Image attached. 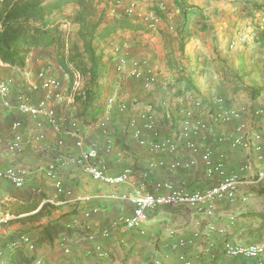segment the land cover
Returning a JSON list of instances; mask_svg holds the SVG:
<instances>
[{
    "label": "crops",
    "instance_id": "crops-1",
    "mask_svg": "<svg viewBox=\"0 0 264 264\" xmlns=\"http://www.w3.org/2000/svg\"><path fill=\"white\" fill-rule=\"evenodd\" d=\"M116 1L93 0L97 16H101L99 30L110 31L95 41L97 51L103 53L106 72L88 101L71 99L70 81L55 61L54 47L31 49L22 68L0 61V80H10L9 98L17 91H25L30 93L31 103H37L44 90L29 89L39 83V71L63 82L62 99L48 101L60 121L61 133L54 131L46 117L4 107L0 100V168L12 166L25 175L19 187L0 178V215L9 218L0 224V264H32L34 260L39 264H150L153 260L181 264L179 252L184 253L189 264H264V251L262 263L228 257L223 251L225 241L264 246V183L249 182L264 165V156L260 159L252 148H232L228 141H217L219 135L226 139L239 132L256 142L254 134L259 133L258 142L264 150V0H184L188 11L185 16L173 0H137L148 10L165 1L174 13L173 30L168 29L166 21L147 29L122 15L120 8L113 13ZM76 9L77 5L70 3L52 15L71 36L79 26L72 20ZM239 35L243 39L236 42ZM114 46L128 60L120 72L112 61ZM131 60H138L142 77L131 74ZM146 75H152L154 81H145ZM110 96L115 102L108 106ZM216 96L223 97L226 106L240 110L242 116L223 123L200 111L208 126L197 142L201 147L210 146L215 155L223 152L228 171L242 164L251 168L243 174L245 182L238 186L236 198L215 200L210 215L183 204L158 205L148 210L147 219L138 227H125L119 220L132 213L133 204L106 197L111 192L133 194L141 186L143 191L155 192V183L165 181L182 184L190 191L214 183L205 176L199 156L182 143L175 153H154L140 146L131 136L129 117L138 118L140 111L151 105L159 136L174 135L196 98L211 101ZM120 101L129 105L125 114L116 110ZM258 109L262 113L254 114ZM106 112L110 145L97 125ZM71 118L79 121L85 146L97 144L99 157L110 174L126 166L132 168L127 182L108 185L94 180L74 163L79 149L74 146L73 134L66 131ZM14 120L21 122L23 142L19 151L10 152L7 142L13 137ZM239 125L242 128L237 130ZM38 134L44 137L37 139ZM59 137L64 140L62 146L56 143ZM176 158L195 163L174 171L148 167L151 160L167 162ZM50 164L54 165L55 177L46 173ZM54 178L60 179L70 193H57ZM84 196L90 198L82 200ZM93 208L97 211L93 212ZM260 233L261 237H255ZM22 234L30 238L33 249L19 241ZM181 242L183 247H179ZM97 245L105 256L95 250Z\"/></svg>",
    "mask_w": 264,
    "mask_h": 264
},
{
    "label": "built area",
    "instance_id": "built-area-1",
    "mask_svg": "<svg viewBox=\"0 0 264 264\" xmlns=\"http://www.w3.org/2000/svg\"><path fill=\"white\" fill-rule=\"evenodd\" d=\"M159 10L163 15L157 14L154 10L145 9L141 3L137 0H128L123 2L117 0L111 8V11L116 12L117 8L121 9L122 15L127 18H132L139 23H142L147 29H154L161 21L167 22V27L170 30L175 28L174 26V13L165 1H161L158 4ZM243 36H238L235 40L240 41ZM230 47L234 45L231 42ZM112 55V61L115 70L118 72L123 71L127 59L124 55L120 54L118 46H114ZM130 72L135 78L142 77L140 72V64L138 60H131ZM37 78L39 83H34L30 86L29 90L35 91L39 88L44 90V96L38 100L37 103H31V95L29 92L17 91L12 98L8 97L10 92V80H0V100L4 107H15L19 112L36 117L42 115L46 117L49 124L53 127L56 133L62 132V126L59 119L56 116L55 110L52 106L48 105V101L58 100L63 97V82L52 75L46 74L44 71L37 72ZM145 81H154L152 75H146ZM115 99L110 96L107 99L108 106L113 105ZM116 110L120 114H125L129 111V105L120 101L116 104ZM198 111V112H197ZM200 111H206L208 116L212 119H216L223 123H229L232 120H240L242 113L238 109L230 108L226 106V100L221 96H216L211 101L204 100L202 98H196L190 109H187L184 118L180 122V126L177 128V132L174 135L159 136V130L156 127V118L152 113L151 105L140 111L138 118L129 117L128 127L131 136L137 141L140 146H146L151 152H169L175 153L178 150L179 143H182L192 154L198 155L204 166V174L207 178L213 180L214 183L209 187L198 190H187L184 185H175L172 182H157L154 185L155 192L143 191V186L139 188L135 193H116L111 192L106 197L110 199L127 200L133 204L132 213L128 216L120 218V222L127 228L132 229L138 227L144 220L147 219L148 210L158 205H173L183 204L193 207L198 212H202L206 215H210L213 211V203L217 199H223L233 201L236 198V192L238 186L244 183L242 178L243 174L251 168L246 165H240L235 171H228L226 168V157L223 152H218L216 155L210 146H199L197 138L203 130L208 126L207 119L201 115ZM262 110L258 109L254 111V114H261ZM109 122L108 112L104 113L102 117L97 121L98 128L105 135L108 145L111 143V139L108 136L107 125ZM39 125V123H37ZM21 122L14 120L11 123V129L13 131L12 139L7 142V150L10 152H17L22 147V135L20 133ZM242 125L237 127L240 130ZM66 131L71 132L74 136V146L79 149V153L74 157V163L80 166L86 174L92 179L101 181L108 185H119L127 182L132 174V168L129 166L124 167L119 173L110 174L108 166L99 157V149L96 143H91L87 147L85 142L80 136V124L77 119L71 118L68 120ZM43 134H38L37 139H42ZM261 134L255 133L253 142L250 138L244 134L237 132L234 135L226 138L219 135L217 141H228V144L232 148H238L243 150L254 149L260 159L264 156V150L262 145L258 142ZM58 146L64 144L62 137H59L56 141ZM195 162L190 160L189 162H182L181 160L172 159L170 161H164L162 159L151 160L148 163L150 169L153 168H166L169 171H174L180 166L190 167ZM46 173L50 177H55L54 165L50 164ZM144 177L147 173L144 172ZM24 172L18 170L12 166L6 168H0V178L10 181L16 187H19L24 182ZM250 183L260 184L264 183V165L257 169L253 176L249 180ZM54 187L57 193H70L63 187L62 182L58 178H54ZM245 196L242 197L244 200ZM89 196H84L82 200H88ZM80 199V198H79ZM93 212L97 211V208L92 209ZM85 215H89L86 212ZM9 220L8 216L0 215V224H5ZM211 230L214 227H209ZM107 231H104V235H107ZM89 238H93L90 235ZM19 241L27 245L29 249L34 248V244L30 238L22 234L19 237ZM15 242H13L14 244ZM184 243H179V247H183ZM95 250L100 256H105V252L102 251L99 245L95 246ZM224 254L228 257H241L244 259H257L259 263H262L261 256L263 253V246L258 243H240L234 241H225L223 245ZM178 260L181 264H189L186 260L184 253L179 252ZM38 260H34L32 264H39ZM150 264H162L159 260H153Z\"/></svg>",
    "mask_w": 264,
    "mask_h": 264
},
{
    "label": "trees",
    "instance_id": "trees-1",
    "mask_svg": "<svg viewBox=\"0 0 264 264\" xmlns=\"http://www.w3.org/2000/svg\"><path fill=\"white\" fill-rule=\"evenodd\" d=\"M173 2L185 16L186 2ZM70 3L77 5L72 20L79 25L73 36L52 16ZM152 10L163 15L158 6ZM100 24L101 16H97L93 0H0V61L22 68L31 49L54 47L55 61L67 74L70 86L76 75L86 79L80 98L88 101L106 72L103 53L97 51L95 41L110 30H99ZM261 225L264 226V215Z\"/></svg>",
    "mask_w": 264,
    "mask_h": 264
},
{
    "label": "rangeland",
    "instance_id": "rangeland-1",
    "mask_svg": "<svg viewBox=\"0 0 264 264\" xmlns=\"http://www.w3.org/2000/svg\"><path fill=\"white\" fill-rule=\"evenodd\" d=\"M85 82L86 79H84L83 77L77 76L74 80L72 85L68 88V92L71 99L74 100V102H81L82 99L80 98V96L83 95V90H84V86H85ZM262 234H257L255 237H261ZM263 251H264V246H263Z\"/></svg>",
    "mask_w": 264,
    "mask_h": 264
}]
</instances>
